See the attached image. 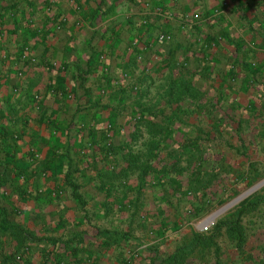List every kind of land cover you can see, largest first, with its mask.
Instances as JSON below:
<instances>
[{
  "label": "crops",
  "instance_id": "0c3cea01",
  "mask_svg": "<svg viewBox=\"0 0 264 264\" xmlns=\"http://www.w3.org/2000/svg\"><path fill=\"white\" fill-rule=\"evenodd\" d=\"M244 3L0 0V186L3 140L16 141L17 159L7 170L25 172L19 198L8 199L17 207L10 217L22 227L19 235L3 225L0 194V264L5 240L14 244V237L28 245L20 264L135 263L144 246L135 244V206L141 193L149 200L148 188L165 185L158 177L167 180L147 169L180 139L197 136L183 130L200 108L204 87L197 88L196 77L245 70L241 52L232 49L247 40L229 29L230 15ZM193 11L198 19L185 21ZM160 32L169 38L159 40ZM177 95L175 106L190 109L191 119L166 115ZM140 106L152 112L135 120ZM168 122L174 131L152 125ZM108 123L113 130L106 133ZM53 188L63 192L48 194ZM25 189L29 195L21 197ZM146 202L140 219L151 210Z\"/></svg>",
  "mask_w": 264,
  "mask_h": 264
},
{
  "label": "rangeland",
  "instance_id": "374dc122",
  "mask_svg": "<svg viewBox=\"0 0 264 264\" xmlns=\"http://www.w3.org/2000/svg\"><path fill=\"white\" fill-rule=\"evenodd\" d=\"M260 2L253 6L254 11L246 6V13L239 10L230 15L234 22L230 32L237 30L247 40L232 49L241 52L239 62H243L245 70L235 71V67L227 71L225 77L217 76V71H200V76L196 77L200 82L197 88L204 87L199 94L200 108L195 116L184 112L186 119H191V115L195 121L183 124V130H191L204 139L200 141L204 153L200 156L193 150L181 152L170 171L173 181L163 179L165 185L161 188H148L147 202L141 193L132 218L135 219L133 228L139 230L135 244L144 246L138 248L140 253L133 258L134 264H170L164 260L169 254H175L178 261L183 260L180 264H216L217 257L220 264H264V200L249 206L241 215L242 251L227 233L225 224L218 229L214 227L220 218L225 223L230 220L242 199L255 193L264 195V183L213 218L209 216L264 178V36L261 30L264 0ZM251 23L256 29L251 28ZM181 141L184 140L177 142ZM9 148L3 147V156L7 155L5 150H11ZM194 167H199L200 175L191 179L188 171ZM130 174L139 180L135 173ZM177 183L181 188L189 185L186 187L189 194L181 192ZM154 191L160 193V197H155ZM9 196L13 201L19 198L14 193ZM143 202L151 210L140 219ZM195 205L203 208L197 210ZM207 220L208 227L204 229ZM13 241L16 244L15 237ZM214 243L218 245V253ZM4 245L3 254L15 247L7 239ZM27 249L28 245L21 246L16 252L21 253V258L12 259L10 264H20Z\"/></svg>",
  "mask_w": 264,
  "mask_h": 264
},
{
  "label": "trees",
  "instance_id": "16d2710c",
  "mask_svg": "<svg viewBox=\"0 0 264 264\" xmlns=\"http://www.w3.org/2000/svg\"><path fill=\"white\" fill-rule=\"evenodd\" d=\"M244 1L247 4V6H249L251 8V11H254V7H253L254 5H257V3H261L260 0H244ZM242 12L246 13L247 11L245 10V8H243ZM261 24H262L261 30H262V34L264 36V21L261 22ZM250 26L252 29H254V28L256 29V27H254V25H252V23ZM183 72L186 73L187 71H183ZM189 80H186V82H187L186 84H188ZM185 86L189 87L190 84L185 85ZM185 86L183 87V91L187 90L185 88ZM183 91H180V92H183ZM180 96L181 95L179 94V97ZM179 97L177 95L175 98H173L176 101H174V100L171 102L169 101L170 107H169V112L166 114L167 116H176V115H179L180 113H184L185 111L190 112V109H187L186 107L185 108H178L175 106L174 103H179V101H178ZM137 110H138V114L135 115V117H136L135 120L139 117V114L143 115L145 111H147V112L150 111V109L142 108V106H140ZM150 112H152V109ZM183 124H187V123L185 122ZM152 125L154 127H156L158 130L159 129L164 130L166 128L167 130L171 129L174 131V129H175V123H172V122H168L167 124L157 123V124H152ZM111 130H113V124L108 123L106 125V133L110 132ZM5 132H6V129H3V135ZM12 137H13V134H12ZM106 138H108V136ZM183 140L184 141L177 142L176 147H174V148L171 147L169 150H167L166 157H162V158L168 159L167 161H162L163 159L161 157H159V159L161 160V163L159 164L160 167L155 166V165H151V168L147 169V170H152L153 175H157L158 172L160 171L161 172L160 174H162L160 176L166 175V178L168 180L173 181L172 176H170V171L172 170L173 166H175L176 162L178 161L181 152L191 153L193 150V151H195V153L197 155H200V156L204 153V150L202 149L203 147L200 146V141L204 140V139H202L200 136L197 135L194 137H188V138L183 139ZM169 142L170 141H163L164 144H166V143L168 144ZM15 145H16L15 139H11V141L7 142V143L5 142V140H3V147H9L10 146L11 148H9V150L12 148H13V150H12V153L10 155H8V149L4 151V153L7 155L3 156V158H4V160H3V182L1 183L3 185L0 186V194L2 191V195H3V225L8 226V227L11 226V230L13 231V233L19 235L20 233H22V231H21L22 227L13 218L10 217L11 213L14 214L17 207H15L14 202L8 201V199L10 197L9 195L11 193H15L16 190L20 191V189L22 187V183H20V182H21V180H23L24 175H25V172L23 171V169H19V170L11 169L9 171L7 170V164L13 163V162L15 163L16 159H17L15 157V152H14ZM167 146H169V145H167ZM81 148H83V147H80V149ZM106 148H109V145H107ZM153 158H155V156H153ZM160 160H159V162H160ZM43 169H44V171L51 170V166L49 164L45 165ZM188 173L190 174L189 178L194 179L197 177V175H200V169H199V167H194L193 169H189ZM70 177H71L70 171H67L65 173V177H64L65 181L69 182V184L72 185V192H74V196H78V193L76 191V187L74 185L75 183H73V181L70 180ZM161 178L162 177H158V179H156V180L162 182L163 178L162 179ZM177 186L180 187L181 192H183V193L186 192L185 195L189 194V193H187L189 189L186 188L189 185L181 188L180 184L177 183ZM40 190H41L40 188L39 189L36 188V192H40ZM190 190H192V189H190ZM21 191H23V190H21ZM59 191H61V189L57 191L56 188H53V189L49 190L47 193L50 195H55V194H57L56 192H59ZM28 192H29V190L27 191L25 189L23 192H21L22 196L21 195L20 196L23 197L24 194L29 195ZM262 200H264V195L258 194V193H255L249 197L242 199L241 201H239L238 205L236 206L230 220H228L225 223L220 218L214 226L216 229H218V228H220V226L222 224H225L227 233L229 234V236L231 238H233L235 240L236 247L238 249H240L241 251L243 250V244H244V228H243V224L241 222V215L248 209L249 206L256 205L258 203V201H262ZM4 201H6V202H4ZM195 207L197 208V210L198 209L201 210L202 205H200V206L195 205ZM24 239H25V237H23L22 239L17 237L16 238L17 242H16V244L14 243L15 247L13 249H11V252L7 253V254H5V253L3 254V262L5 264H10V262L14 258L15 259L21 258V253H16V252L21 248V246L25 245ZM215 251L218 253V245L217 244H215ZM17 256H19V257H17ZM164 260L170 264H180L183 261V260L178 261L177 256L175 254L167 255ZM177 261H178V263H177ZM128 264H131V263H128ZM216 264H220L218 257L216 258Z\"/></svg>",
  "mask_w": 264,
  "mask_h": 264
},
{
  "label": "water",
  "instance_id": "95a60500",
  "mask_svg": "<svg viewBox=\"0 0 264 264\" xmlns=\"http://www.w3.org/2000/svg\"><path fill=\"white\" fill-rule=\"evenodd\" d=\"M264 183V178L259 180L258 182L252 184L249 188H247L246 190H244L243 192H241L239 195H237L235 198H233L230 202H228L227 204L223 205L222 207H220L219 209H217L216 211H214L213 213H211L209 216L211 218H213L214 216H216L220 211H222L225 207H227L228 205L239 201L240 199H242L244 196H246L247 194H249L251 191H253L254 189H256L257 187H259L260 185H262Z\"/></svg>",
  "mask_w": 264,
  "mask_h": 264
},
{
  "label": "built area",
  "instance_id": "2783aa9c",
  "mask_svg": "<svg viewBox=\"0 0 264 264\" xmlns=\"http://www.w3.org/2000/svg\"><path fill=\"white\" fill-rule=\"evenodd\" d=\"M199 17V13L197 11H193V12H186L185 15H184V19L185 21L186 20H189V21H195L197 20ZM157 38L159 40H163L165 38H169V34L165 33V32H160L158 35H157ZM208 227V220L205 221V223L203 224V228L206 229ZM19 257V256H17Z\"/></svg>",
  "mask_w": 264,
  "mask_h": 264
}]
</instances>
